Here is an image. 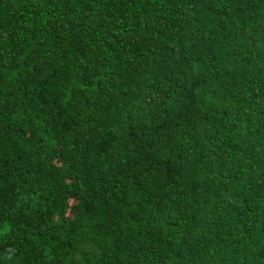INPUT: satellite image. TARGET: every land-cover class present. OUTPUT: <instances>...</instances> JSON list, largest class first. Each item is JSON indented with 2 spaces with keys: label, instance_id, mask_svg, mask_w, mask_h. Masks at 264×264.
Instances as JSON below:
<instances>
[{
  "label": "trees",
  "instance_id": "obj_1",
  "mask_svg": "<svg viewBox=\"0 0 264 264\" xmlns=\"http://www.w3.org/2000/svg\"><path fill=\"white\" fill-rule=\"evenodd\" d=\"M0 264H264V0H0Z\"/></svg>",
  "mask_w": 264,
  "mask_h": 264
}]
</instances>
